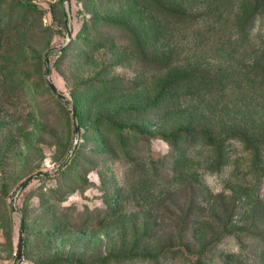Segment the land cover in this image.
<instances>
[{
    "label": "rangeland",
    "instance_id": "374dc122",
    "mask_svg": "<svg viewBox=\"0 0 264 264\" xmlns=\"http://www.w3.org/2000/svg\"><path fill=\"white\" fill-rule=\"evenodd\" d=\"M174 1L161 0L178 8L206 5L204 0ZM241 3L214 1L234 10L230 17ZM158 20L162 23L153 0H0V27L20 44L15 66L9 57L0 58V264L17 263L19 211L25 215L20 264H106L122 261L128 250L153 253L156 242L165 241L171 228L157 217L170 206L168 197L161 202L156 196L161 180L153 175V152L168 154L171 146L153 133L170 131L180 119L155 115L153 108L141 115L125 112L116 123L126 128L137 123L145 130L125 147L118 146L114 124L92 122L97 109L111 112L151 101L153 88L167 78L153 69V55L167 42H180L184 60L197 55L213 60L207 49L187 50V37L153 32ZM49 82L72 100L76 116ZM95 94L104 96L99 100ZM261 113L252 112L256 117ZM200 150L196 166L201 168L208 151ZM33 173L39 174L19 188ZM229 177L207 173L204 180L220 191L233 185ZM174 197L181 201L184 193ZM222 245L240 249L236 240ZM166 263L184 264L180 259Z\"/></svg>",
    "mask_w": 264,
    "mask_h": 264
},
{
    "label": "trees",
    "instance_id": "16d2710c",
    "mask_svg": "<svg viewBox=\"0 0 264 264\" xmlns=\"http://www.w3.org/2000/svg\"><path fill=\"white\" fill-rule=\"evenodd\" d=\"M214 1L178 8L153 0L162 22H153V32L187 37V50L207 49L213 60L200 55L184 60L179 56L180 42H167L153 55V69L167 78L153 88L151 101L111 112L97 109L92 117L95 126H116L120 147L145 132L137 123L126 128L115 122L127 111L141 115L153 108L155 115L180 119L170 131L153 133V138L161 137L171 146L168 154L153 152V175L161 180L156 196L161 202L168 197L170 206L165 205L167 213L157 218L169 223V234L162 244L156 242L153 253L128 250L121 254L122 261L106 264L136 259L153 260V264H167L169 259L184 264H264V114H252L264 111V0H242L234 17L229 15L234 10H225ZM6 29L0 27V58L9 57L15 66L20 44ZM95 96L100 100L104 95ZM238 113L247 115L238 117ZM204 147L208 155L201 169L196 164ZM163 172L171 173V179ZM223 172L233 185L215 191L204 177ZM180 192L184 198L178 201L174 196ZM158 225V219L153 221V241ZM225 240H236L240 249L223 247Z\"/></svg>",
    "mask_w": 264,
    "mask_h": 264
},
{
    "label": "water",
    "instance_id": "95a60500",
    "mask_svg": "<svg viewBox=\"0 0 264 264\" xmlns=\"http://www.w3.org/2000/svg\"><path fill=\"white\" fill-rule=\"evenodd\" d=\"M67 1V0H65ZM67 18V16H66ZM68 34L71 35V31H70V28L68 27ZM62 49V48H61ZM46 73L49 74V68L47 67L46 69ZM50 84L52 85V88L54 91H56V93L58 95H60L62 98H64L65 100H67L68 102H70L72 105H73V113L74 115L76 116L77 115V110L72 102V100L67 96L65 95L62 91H60L52 82H50ZM76 138L79 136V125H76ZM37 174L39 173H33L31 175H29L19 186V188H22V187H25L29 181L34 177L36 176ZM15 199V197H14ZM13 207L15 210L19 211L17 206L15 205V201L13 202ZM21 216H22V222H21V235H20V239H19V247H18V254H17V263L16 264H20L21 262V259H22V254H23V246H24V236H23V231H24V226H25V220H24V215L21 211H19Z\"/></svg>",
    "mask_w": 264,
    "mask_h": 264
}]
</instances>
